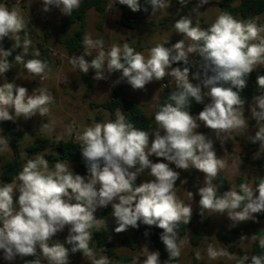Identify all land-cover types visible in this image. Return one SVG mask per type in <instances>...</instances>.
Wrapping results in <instances>:
<instances>
[{
    "label": "clouds",
    "instance_id": "9594fccd",
    "mask_svg": "<svg viewBox=\"0 0 264 264\" xmlns=\"http://www.w3.org/2000/svg\"><path fill=\"white\" fill-rule=\"evenodd\" d=\"M115 2L132 12H139L142 7L140 0H113ZM188 2L179 0L181 5ZM145 3L151 6L152 14L170 6L169 0H145ZM208 3L209 0H198L193 12L197 13ZM80 4L81 0H42V11L46 13L55 7L71 16ZM257 19L237 20L230 13L221 12L207 29H202L199 21L193 23L192 16H181L173 27L183 39L170 47L165 46L169 41L157 44L148 50L147 56L127 42L122 46L113 44L106 50L102 39L93 40L86 33L82 39L83 54L69 59L73 68L85 75L90 69L94 70L93 79L97 81L120 72L115 83L124 80L133 89H143L153 81L170 76L177 90L155 113L156 127L151 132L135 127L117 109L114 121L96 122L79 133L76 139L80 142L87 177L76 174L72 167L69 170V164L64 161L57 160L50 167L44 155L36 154L34 159L26 161L12 183L0 185V250H3V258L12 261L17 256H31L35 259L25 264H42V260L47 264H70V252H80L91 259V264H109L107 256L97 259L89 245L93 239L92 230L99 231V225L103 223L96 218L95 212L111 205L116 233L138 228L140 223L162 229L160 240L168 253L163 264H174L181 256L184 244L179 235L180 226L190 223L193 209L177 197L180 173L170 164L177 169H195L204 174L203 186L197 193L202 219L208 213L226 216L234 227L247 221L258 222L255 214L264 213V178L259 177L255 187L243 182L238 190L233 186L221 194L214 181L226 168V160L217 157L214 140L197 131L202 124L223 146L233 133L243 135L248 129L249 119L243 110L246 101L240 90L247 86L249 75L264 66V25H259ZM25 28L20 9H9L0 4V41L8 38L13 42L7 50L0 47V76L12 68L8 57L19 49L14 61L23 65L29 77L47 80L51 69L46 60H25L29 55H41L38 49L30 53L32 41ZM90 49L96 50V55L89 62L85 56H92ZM177 63H182L183 67H172ZM192 66L199 68L193 74L194 79L201 81L199 84L189 80ZM256 84L264 89V75H257ZM206 97L210 102L204 104L198 115H192L190 98L204 103ZM54 102V96L46 88L36 87L29 95L26 87L4 82L0 84V122H15L21 116L30 119L37 114L46 117ZM248 109L258 129L248 140L253 144L259 142L264 148V93L254 96ZM42 127L49 125L46 123ZM0 145H8L2 135ZM260 154L258 151L255 158ZM153 156L163 158L167 163H154L150 159ZM241 162L234 167L239 168ZM146 171L152 179L137 184L138 177ZM186 183L187 180L180 181V184ZM188 196L193 199L192 192L188 191ZM66 227L65 242L53 241V237ZM240 239L249 237L241 236ZM250 239L258 241L259 247L264 249V236L253 234ZM65 243L71 248L65 247ZM142 251L143 261L134 258L132 264H161L159 251H149L147 246ZM207 255L210 260L228 257L236 260V264L249 261L246 254L237 257L223 248L217 250L211 244L207 247ZM196 259H201L199 252ZM250 259L251 264H264V255H252Z\"/></svg>",
    "mask_w": 264,
    "mask_h": 264
},
{
    "label": "rangeland",
    "instance_id": "374dc122",
    "mask_svg": "<svg viewBox=\"0 0 264 264\" xmlns=\"http://www.w3.org/2000/svg\"><path fill=\"white\" fill-rule=\"evenodd\" d=\"M221 1L222 0H209L208 4L200 7L199 11L195 13L193 9L196 7L198 0H189L186 5H181L179 0H169L170 6L167 9L158 10L155 14L151 13L143 23L138 24L129 18L125 5H121L118 2L113 3V0H108V9L105 19L102 20L95 10H90L87 14L84 31L85 34H90L93 40L102 39L106 50L113 44L122 46L123 43L127 42L130 46L134 47L136 51L142 52L147 56L148 50L157 44H164L166 41H169L165 46L170 47L172 44L183 39V36L177 34L173 27L174 22L181 16H192L193 23L195 24L196 21H199L200 26L203 23H213L221 13ZM239 3L240 0H232L234 6H238ZM3 4L8 6L9 9L13 7L20 9L25 20L26 28L28 26L32 27L33 31L29 33L32 41L30 53L34 49L39 50L38 44L44 41L45 32L47 31L50 33L46 47L51 49L52 59L55 63V65L50 67L51 71L48 73L47 80H41L39 77H29L23 65L17 64L14 61L15 55L20 51L17 49V52H15L10 62L12 63L11 75L5 73L4 76H0V84L7 81L13 82L17 86L26 87L29 95L34 88L43 87L48 89L55 98L54 104L50 105V113L48 116L42 117L37 114L30 119H25L21 116L15 122L11 121L15 125V128L22 133V139L17 148L18 157L22 166L28 159H34L36 154L44 155L45 159L48 161L54 157H58V151L52 146V143L70 139L78 141L76 139L77 135L82 133L86 127L96 122L109 121V111L99 105L112 99L116 93L121 97L136 102L148 115H152L163 89L165 87H176L174 79L170 76H166L161 81H153L147 84L143 89H133L132 86L124 80L120 81V83H115L121 76L119 72L112 73L107 79L99 81L94 80V70L90 69L85 75L79 71L78 68H73L69 63V59L72 56L82 55L84 48L79 53L71 56L66 49L56 41V36L61 29L64 16L58 8L52 7L49 12L45 13L42 11V0H3ZM256 18H258L257 23L259 25H264V14ZM78 28V23L72 25L70 33L72 34ZM23 34V32L20 33L22 37ZM12 43L10 39L4 38L3 41H0V47L7 50L11 48ZM186 43H191V41H186ZM89 51L92 52V56H85V59L90 62L96 55V50L90 49ZM30 57L41 59V56L32 57L29 55L25 57V60ZM172 67L175 66L172 65ZM189 80L193 84H199L201 82L200 80L194 79L190 74ZM203 90L207 91V89ZM208 102H210V98L206 97L203 104ZM251 103L252 102L245 103L243 109L245 111V116L249 119L248 129L243 135L233 133L232 138L223 146H221L219 140L215 139L214 133L202 124L200 128L197 129L199 133L205 134L214 140V148L217 157L226 160L227 166L225 169L221 170L220 173L228 179L231 188L233 186L237 188L236 182L239 177H243L248 183L255 187V178L264 176V148L260 147V145L253 148L250 146V141L248 140V137L255 135V132L258 130L255 127V121L251 120L250 117L248 106ZM12 114L14 115V110H12ZM46 123L49 127H42V125ZM155 127L156 124L153 125V129H155ZM45 138L49 140V143L44 149L39 150L31 157L28 152V147ZM0 148L3 149L0 150L1 174L3 163L13 157V151L8 145L6 147L0 145ZM249 150L252 151L250 158L259 160L262 163L257 174H254L255 166L249 162L240 164L239 168L234 167V164H239L240 159ZM258 151L261 154L258 158H255L254 155ZM154 158L155 156L150 157L154 163H167L163 158H158L156 161L153 160ZM64 162L69 164V170H74L78 167V164L75 162ZM169 166L180 173V179L177 181L176 185L177 197L183 201L184 204L192 205L194 212L198 209L200 196L197 193L198 188L203 186L204 174L195 169L188 171L177 169L174 164H170ZM151 179L152 177H150L146 171L140 176V183ZM181 180H187V183L180 184ZM97 187H99V185H97ZM188 191L193 193L192 200L188 196ZM106 208H110V211L107 215H104L103 211L106 210ZM94 215L97 219L103 221L99 227L104 225V220L107 219L109 222L111 246L116 250L118 255H129L133 259L139 258V261L142 262L145 258L142 251L144 246H147L149 251H157L144 239L139 240L135 250H131L126 246H120L119 242L122 238L132 237L134 235V228L116 233L114 229L117 224L112 215L111 205L105 208H98ZM255 215L257 217V214ZM205 216L206 218L202 219L199 217L196 219L191 224L187 233L182 237L184 244L181 250V256L178 258L176 264H236V260L229 259L228 257L210 260L207 255V247L209 244L213 245L217 250L223 248L230 253H234L237 257L245 254L248 256L250 255L253 243V240L250 239L253 235V221H247L234 227L226 216H220L219 214L209 215L208 213H206ZM207 219L209 221L208 224L205 223ZM201 228L205 230L204 238L198 245H194L192 243V237L194 233ZM67 235L68 228L66 227L62 232L53 237V241H60L63 243ZM258 235L264 236V218L259 221ZM241 236H248L249 239L241 240ZM67 245L68 244L65 243V247ZM89 246L93 249L97 259L101 256L108 257L107 254L103 253L102 250L96 246L94 239L91 240ZM230 246L234 247L233 251L229 249ZM197 252H199L201 256L199 260L196 259ZM160 260L161 264H163L164 260L161 258ZM69 261L70 264H91V259L83 257L82 253L78 256L69 257ZM25 262L24 257L20 256H17L12 261H7L3 258V250H0V264H25ZM42 264H47V262L42 260Z\"/></svg>",
    "mask_w": 264,
    "mask_h": 264
},
{
    "label": "trees",
    "instance_id": "16d2710c",
    "mask_svg": "<svg viewBox=\"0 0 264 264\" xmlns=\"http://www.w3.org/2000/svg\"><path fill=\"white\" fill-rule=\"evenodd\" d=\"M141 3V10L139 12H132L127 6L125 8L128 11L129 18L138 23L141 24L145 21V19L152 13L151 6L145 3V0H140ZM0 4H3V0H0ZM144 8H147V11H144ZM108 9V0H81V4L79 9L74 10L71 16H63L62 23H61V29L59 33L56 36V41L61 44L69 55H74L82 51L83 44L82 39L85 35L84 27L86 24V18L87 14L90 10H95L99 17L104 20L106 17V12ZM220 9L221 12H228L230 13L234 18L237 20H247L256 18L262 14H264V0H240V3L238 6H234L232 4V0H222L220 2ZM78 23L79 28L73 32L70 33L72 25ZM210 24L203 23L201 24L202 29H207ZM24 31L31 33L33 31L31 26H28ZM49 32H45V38L44 41L38 44L39 51L41 53V60H46L49 64V67H52L55 65L53 59H52V51L48 47H46V43L49 39ZM201 43H203L201 41ZM15 55V52L12 56L8 57V61L11 62ZM31 58V57H30ZM27 58V59H30ZM26 59V60H27ZM195 60H199V57H195ZM175 67H183L182 63L173 64ZM199 71L198 66H192L190 68L189 74L193 76L194 73ZM8 75H11V68L6 72ZM120 73V72H119ZM257 75H264V67H258L256 71H253L249 77L247 78V86L240 90V95L242 98L245 99L246 103L252 102V99L256 95H260L264 93V89H260L257 87L256 84V78ZM203 76L201 75V79ZM226 87L230 85H225ZM176 87H165L162 91L161 97L156 104L152 115H148L144 109L138 105L136 102L132 100H128L124 97L119 96L117 93L115 96L107 100L106 102L100 104L99 106L107 109L110 113V120L114 121L116 119V110L120 109L125 116L126 120L129 122H133L135 127L143 130L150 131L153 129L154 122V115L157 111H159L160 107L164 105L167 102V98L169 95L176 91ZM234 91L237 89H233ZM204 104L203 103H197L194 99L190 98V108L189 111L192 115H198L200 111L203 110ZM0 129L3 131L0 132L2 136H4L8 141V146L13 151V157L7 161H5L2 165L1 169V185L3 183H12V180L16 178V175L22 170V163L18 157L17 148L18 144L22 139V133L15 128V125L11 121H4L0 122ZM49 143L48 139H41L35 144L28 147V152L31 157H33L39 150L44 149L45 146ZM52 146L58 151V157H54L53 159H50L49 163L50 166H53L54 162L57 160L61 161H68V162H75L78 164V167L74 169L73 171L76 174H80L81 176L87 177L88 171L87 167L85 165V162L82 157L80 142L70 139L66 141H59L52 143ZM250 146L253 148H256L259 146V142L253 144L250 142ZM252 155V151L249 150L241 159V164H244L245 162L251 163L253 166H255L254 174H257L259 167L261 166V161L259 160H253L250 158ZM158 158L155 157L153 160L156 161ZM259 177H256L254 180V186L258 184ZM264 178V176L260 177ZM247 182L243 177H239L236 182L237 190L238 186L243 183ZM137 184L140 183V177H138ZM218 185L219 192L222 194L225 191H228L231 188L230 182L228 179L221 173H219V176L214 181ZM219 194V193H218ZM110 211V208H106V210L103 211L104 215H107ZM200 206L198 205V209L195 210L192 213L191 221L188 225L181 224L179 229V235L180 238L187 233L188 229L190 228L191 224L198 219L200 216L199 214ZM264 218V213L257 214V221L252 224L253 227V234L258 235V225L260 219ZM208 219L206 220V224H208ZM148 233L146 236L145 233ZM163 232L162 229L159 227L153 225L148 226L140 223L138 228H134V235L132 237H124L120 240L119 244L120 246H126L130 248L131 250H135L138 246V242L141 239L146 240L150 245H152L157 251L160 253V258L162 260L168 259V253L165 249V246L163 245L162 241L160 240V235ZM205 230L204 228L198 229L193 237H192V243L194 245H198L201 240L204 238ZM259 236V235H258ZM111 230L109 229V222L104 220V225L99 227V231H97L95 228L93 229V239L96 243V246L99 247L103 253L107 254L109 257V264H132L133 258L129 255H118L116 250L111 246ZM67 248H71V245H67ZM229 249L231 251L234 250L233 246H230ZM80 252L77 253H71L69 254V257L71 256H78L80 255ZM252 255H263V249H261L258 245V241H253L252 243V249L251 253L249 255V261L246 262V264H251L250 257ZM25 261L35 259V257H24ZM178 261V260H177ZM174 262V264L177 263Z\"/></svg>",
    "mask_w": 264,
    "mask_h": 264
},
{
    "label": "water",
    "instance_id": "95a60500",
    "mask_svg": "<svg viewBox=\"0 0 264 264\" xmlns=\"http://www.w3.org/2000/svg\"><path fill=\"white\" fill-rule=\"evenodd\" d=\"M23 117V116H22ZM24 118V117H23Z\"/></svg>",
    "mask_w": 264,
    "mask_h": 264
}]
</instances>
